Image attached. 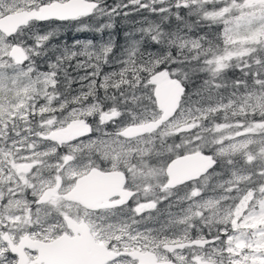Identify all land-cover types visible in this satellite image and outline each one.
I'll return each mask as SVG.
<instances>
[{
    "label": "snow or ice",
    "instance_id": "1",
    "mask_svg": "<svg viewBox=\"0 0 264 264\" xmlns=\"http://www.w3.org/2000/svg\"><path fill=\"white\" fill-rule=\"evenodd\" d=\"M0 264H264V0H0Z\"/></svg>",
    "mask_w": 264,
    "mask_h": 264
}]
</instances>
